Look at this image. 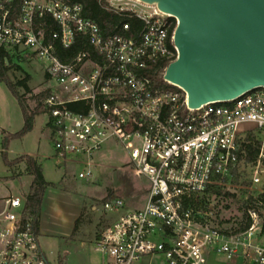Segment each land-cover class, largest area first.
<instances>
[{
    "label": "built area",
    "instance_id": "obj_1",
    "mask_svg": "<svg viewBox=\"0 0 264 264\" xmlns=\"http://www.w3.org/2000/svg\"><path fill=\"white\" fill-rule=\"evenodd\" d=\"M106 5L138 26L123 20L104 34L80 3L0 0V50L41 61L50 83L42 109L55 159L84 163L78 177L90 182L93 157L115 141L135 176L149 183L143 209L120 213L122 201L105 203L120 215L99 234L96 251L105 264L149 256L206 264L210 252L264 264L256 243L264 204L253 207L251 191L243 199L251 221L244 232L225 233L211 222L213 201L242 188L241 165L249 166L252 186H264V88L189 108L187 93L164 79L178 57L177 19L139 0ZM249 145L258 151L253 161ZM25 203L24 194L0 198V264H50Z\"/></svg>",
    "mask_w": 264,
    "mask_h": 264
},
{
    "label": "rangeland",
    "instance_id": "obj_2",
    "mask_svg": "<svg viewBox=\"0 0 264 264\" xmlns=\"http://www.w3.org/2000/svg\"><path fill=\"white\" fill-rule=\"evenodd\" d=\"M104 2L107 3V0ZM7 67V76L12 83L17 84L29 78L27 81L29 90L18 87V93L24 97L29 108L34 109L36 107L35 97L50 85L43 63L36 59L27 61L14 57L10 58V64ZM46 121L45 113L39 114L35 117L33 129L30 132L10 141L7 156L10 161L16 160V163L11 167L6 166L1 156V141L6 135L16 134L23 129L24 116L18 100L6 84L0 82V198L25 195L28 192L31 179L27 177L25 160L20 161L19 159L23 156H32L41 166L47 181L61 182L63 180L66 186L63 183L56 186L68 188L72 195L67 196L69 199L65 202L62 198L56 197L57 194L52 196L51 193H54L56 189L50 187L43 205L46 216L52 208L59 211L62 216L64 207L73 209L75 205L79 207L80 203L84 204L79 228L86 232L81 235L76 233L80 240L71 243L68 247L71 251L68 260L72 262L71 264H87L91 259L97 260L102 257L95 250L94 236L113 224L119 218L120 213L143 209L148 199L149 183L145 178L135 176L130 167L128 155L115 141H110L101 153L93 157L91 169L95 179L90 182L78 177L86 166L84 163H67L64 167H59L54 157L49 132L45 126ZM241 174L240 187L242 188H231V197H221L213 201L216 206L211 217L212 225L229 234H234L246 223L247 210L243 199L247 193L251 191L254 197L258 198L261 189L264 188L260 185H251L248 165H241ZM112 198L124 203L125 207L120 213L105 210V203ZM40 244L50 264H53L63 243L58 240L41 238ZM135 264L166 263L161 256H149Z\"/></svg>",
    "mask_w": 264,
    "mask_h": 264
},
{
    "label": "water",
    "instance_id": "obj_3",
    "mask_svg": "<svg viewBox=\"0 0 264 264\" xmlns=\"http://www.w3.org/2000/svg\"><path fill=\"white\" fill-rule=\"evenodd\" d=\"M177 19L164 79L199 108L264 88V0H139Z\"/></svg>",
    "mask_w": 264,
    "mask_h": 264
},
{
    "label": "trees",
    "instance_id": "obj_4",
    "mask_svg": "<svg viewBox=\"0 0 264 264\" xmlns=\"http://www.w3.org/2000/svg\"><path fill=\"white\" fill-rule=\"evenodd\" d=\"M69 1L71 3H80L83 6L84 16L96 22L104 34L108 33L112 26L117 25L119 22L123 20L130 21L133 28H136L138 26V22L136 20H129L128 18L119 16L115 14L113 11L109 10L104 0H69ZM74 50H72V52ZM8 64H10V58L5 54L3 50H0V82L5 83L6 86L9 88L10 92L12 93V95L18 100L24 116L23 129L16 134L6 135L1 141L2 159L6 166L11 167L14 163H16V160L10 161L7 156V150L10 141L14 138L23 137L33 129L35 117L44 112L42 109V101L48 96L49 92L44 91L38 94L35 97L36 107L34 109H30L24 97L18 93V87H22L25 90H29L27 86V81L29 80V78L25 80H21L17 84L12 83L7 76ZM247 151H248L247 159L249 161L255 160V157L257 156L258 153L257 149L249 145L247 147ZM19 160L20 161L25 160L26 173L28 176H31L33 178L29 190L25 194V198H26L25 218H31L33 220L36 231H38L40 212H41L44 193L48 187H53L56 185L49 183L44 179L42 174V168L34 160V158L30 156H23L22 159ZM224 196L231 197L232 195L230 193H225ZM250 202L253 207L255 206L256 202H262L264 204V196H259L257 199H253L252 197H250ZM250 222L251 221L249 220V218L246 217V223L243 226H241L235 233L244 232L249 227ZM263 231H264V226H263Z\"/></svg>",
    "mask_w": 264,
    "mask_h": 264
},
{
    "label": "crops",
    "instance_id": "obj_5",
    "mask_svg": "<svg viewBox=\"0 0 264 264\" xmlns=\"http://www.w3.org/2000/svg\"><path fill=\"white\" fill-rule=\"evenodd\" d=\"M45 126H46V122H45ZM64 166L65 165L59 163V167L62 168ZM42 174H43V170H42ZM27 177H30L32 182L33 178L31 176H27ZM47 182L58 185L63 183V180H61V182H51V181H47ZM63 185L66 186L64 183ZM52 188H55L56 190H54V193H51V195L54 196L55 194H57L56 197L62 198V200L65 202L69 199L67 198V196H72L68 188L65 189V188H60L58 186H53ZM49 189L50 187L46 189L42 201L40 219H39V230H38L39 238L40 239L49 238L51 240H58L59 242H62L63 246L61 245L62 248L61 250H59L58 256H55V260L53 264H71L72 262L68 260V258L71 255V251L68 249V247L70 246L71 243L80 240L78 234L81 235L86 232L79 228L80 215L82 214V209L84 208V204L80 203L79 207L75 205L73 209H69L68 207L65 209L64 207L62 216L59 211L52 208L51 212L49 211V214L46 216L44 214L43 205ZM63 216L65 218H63ZM76 233L78 234L76 235ZM99 234L97 236H94L95 245ZM260 235L261 237L259 238ZM260 235L257 237L256 243L264 248V231ZM81 244L83 245L84 243ZM87 264H105V263L103 257H100V259L97 260L94 259L89 260ZM206 264H247V263L241 257L227 259L223 255L217 254L215 252H210L207 256Z\"/></svg>",
    "mask_w": 264,
    "mask_h": 264
}]
</instances>
